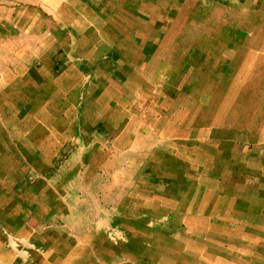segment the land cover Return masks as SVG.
<instances>
[{
	"label": "rangeland",
	"instance_id": "1",
	"mask_svg": "<svg viewBox=\"0 0 264 264\" xmlns=\"http://www.w3.org/2000/svg\"><path fill=\"white\" fill-rule=\"evenodd\" d=\"M0 264H264V0H0Z\"/></svg>",
	"mask_w": 264,
	"mask_h": 264
},
{
	"label": "crops",
	"instance_id": "2",
	"mask_svg": "<svg viewBox=\"0 0 264 264\" xmlns=\"http://www.w3.org/2000/svg\"><path fill=\"white\" fill-rule=\"evenodd\" d=\"M0 65H4L5 67L10 66V60H6L5 58H3L2 60H0Z\"/></svg>",
	"mask_w": 264,
	"mask_h": 264
}]
</instances>
